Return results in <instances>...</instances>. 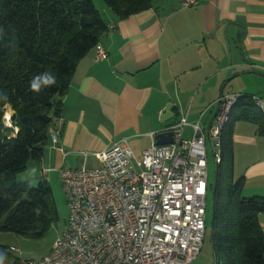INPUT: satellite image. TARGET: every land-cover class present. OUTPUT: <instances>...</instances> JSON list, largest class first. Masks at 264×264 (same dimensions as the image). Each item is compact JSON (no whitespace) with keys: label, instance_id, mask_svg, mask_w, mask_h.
<instances>
[{"label":"crops","instance_id":"0c3cea01","mask_svg":"<svg viewBox=\"0 0 264 264\" xmlns=\"http://www.w3.org/2000/svg\"><path fill=\"white\" fill-rule=\"evenodd\" d=\"M181 2L156 0L150 10L125 20L103 10L109 30L100 45L107 59L95 62L92 49L77 64L43 158L27 167L36 168L31 176L36 183L79 167L83 153L103 152L122 139L139 158L180 118L206 129L221 95L264 101V0H197L190 8ZM168 105L174 118L162 124L159 117ZM239 112L243 116L234 122L230 139L233 179L243 177L244 188L259 194L264 136L250 115L233 108ZM191 131L184 128V139ZM86 165L99 163L89 157ZM43 169L49 170L46 175ZM259 224L264 233V214Z\"/></svg>","mask_w":264,"mask_h":264},{"label":"trees","instance_id":"16d2710c","mask_svg":"<svg viewBox=\"0 0 264 264\" xmlns=\"http://www.w3.org/2000/svg\"><path fill=\"white\" fill-rule=\"evenodd\" d=\"M103 1L115 17L125 20L150 10L156 0ZM0 26L14 34L18 44L10 51L0 43V232L40 238L59 221L52 191L46 179L32 188L18 182V176L42 160L77 64L100 44L109 27L92 0H0ZM44 71L53 73L57 83L35 94L29 81ZM250 98L240 96L234 108L250 115L264 136V115ZM6 107L11 110L10 127L3 120ZM241 116L232 112L221 136L212 209L214 264H264L259 224L264 197H242L245 180L233 179L230 139Z\"/></svg>","mask_w":264,"mask_h":264},{"label":"built area","instance_id":"2783aa9c","mask_svg":"<svg viewBox=\"0 0 264 264\" xmlns=\"http://www.w3.org/2000/svg\"><path fill=\"white\" fill-rule=\"evenodd\" d=\"M197 0H182V8ZM95 62L107 59L99 44ZM240 96L221 95L206 129L180 118L166 131L169 145L156 146L137 158L122 139L109 149L83 153L82 164L59 172L68 217L50 253L39 261L6 260L5 264H191L206 231L207 144L220 162L221 136ZM264 115V101L250 98ZM191 135L184 139V128ZM54 144L57 134H51ZM92 157L99 166L90 168ZM49 170H42L46 175ZM18 253L10 248L6 251Z\"/></svg>","mask_w":264,"mask_h":264},{"label":"rangeland","instance_id":"374dc122","mask_svg":"<svg viewBox=\"0 0 264 264\" xmlns=\"http://www.w3.org/2000/svg\"><path fill=\"white\" fill-rule=\"evenodd\" d=\"M95 9L104 18V9H107L103 0H92ZM10 116L11 110L9 107L4 109V124L6 127H10ZM207 193H206V231L203 241L202 249L197 258L191 264H214L213 250L211 244L210 234V221L212 214V186L215 180V162L213 160L212 152L207 144ZM27 172L18 176V182H28L32 188L37 186L36 181L27 175ZM48 185L52 191L53 199L58 211L59 221L53 225L43 237L40 238H26L17 236L10 233L0 232V247H4L9 250L10 248L15 249L18 253H10V259H18L23 261H39L46 257L57 238L61 235L64 230L65 223L68 217L67 199L65 192L62 187L59 173H50L48 177ZM254 189L258 186H253ZM255 191V190H254ZM253 188L246 186L242 192V197L250 198L253 196L263 197L264 191L259 194H253ZM262 195V196H261Z\"/></svg>","mask_w":264,"mask_h":264},{"label":"clouds","instance_id":"9594fccd","mask_svg":"<svg viewBox=\"0 0 264 264\" xmlns=\"http://www.w3.org/2000/svg\"><path fill=\"white\" fill-rule=\"evenodd\" d=\"M0 43H2L3 46L10 51H15L18 47L17 37L14 34L10 35L3 26H0ZM56 83V76L49 71H44L37 75H34L31 78V80L29 81V88L33 93L40 94L42 91L56 85ZM36 171V168L33 167L28 170L27 175L34 176L36 174ZM7 255L8 254L6 251L0 250V264H5Z\"/></svg>","mask_w":264,"mask_h":264},{"label":"water","instance_id":"95a60500","mask_svg":"<svg viewBox=\"0 0 264 264\" xmlns=\"http://www.w3.org/2000/svg\"><path fill=\"white\" fill-rule=\"evenodd\" d=\"M172 105H168L165 107V109L161 112L159 121L164 124L168 122L169 120H172L174 118V115L172 114ZM172 142V133L168 131L160 132L155 136V144L156 146H164V145H169ZM217 165L215 163V180L212 186V209L214 207V192L216 188V183H217ZM212 230H213V211L211 214V221H210V234H211V240H212ZM212 249L214 250V244L212 241Z\"/></svg>","mask_w":264,"mask_h":264}]
</instances>
